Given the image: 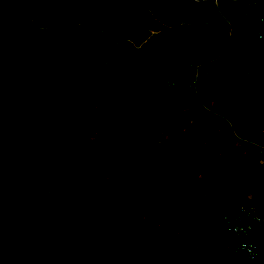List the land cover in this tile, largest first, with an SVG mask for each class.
Here are the masks:
<instances>
[{
  "label": "trees",
  "instance_id": "trees-1",
  "mask_svg": "<svg viewBox=\"0 0 264 264\" xmlns=\"http://www.w3.org/2000/svg\"><path fill=\"white\" fill-rule=\"evenodd\" d=\"M101 1L0 0V264H264V0Z\"/></svg>",
  "mask_w": 264,
  "mask_h": 264
},
{
  "label": "built area",
  "instance_id": "built-area-1",
  "mask_svg": "<svg viewBox=\"0 0 264 264\" xmlns=\"http://www.w3.org/2000/svg\"><path fill=\"white\" fill-rule=\"evenodd\" d=\"M258 20L263 26L258 39L264 41V10L260 11ZM225 221L229 236L243 239L238 245V250L246 259L250 262H264V253L255 242L250 240L255 231H264V208L248 202L242 205L237 217H226Z\"/></svg>",
  "mask_w": 264,
  "mask_h": 264
},
{
  "label": "rangeland",
  "instance_id": "rangeland-1",
  "mask_svg": "<svg viewBox=\"0 0 264 264\" xmlns=\"http://www.w3.org/2000/svg\"><path fill=\"white\" fill-rule=\"evenodd\" d=\"M102 2V4H103V6H104V8L105 7H112V5L110 4V3H108V0H103V1H101ZM99 12V11H98ZM50 12L49 11H47V12H45V10H41L40 12H39V18L42 20V21H44V23L46 24L47 23V18L50 16V14H49ZM101 15V14H100ZM120 18V17H119ZM68 19H69V15L68 14H64V15H61V16H59V19H57V23H63V24H67V27H70V26H68L69 25V23L67 22H65V21H68ZM65 20V21H64ZM126 21H129V19L127 18L126 19ZM126 25V24H125ZM125 25H123V26H121L120 28H123L122 30H121V32H125V31H127L128 30V28H125ZM127 27V26H126ZM111 32H109V33H107V31L103 34L104 35V37H103V40H105V41H108V42H114V37H112V35L110 34ZM117 33V32H116ZM116 33H114V35L116 34ZM86 34H91V32H89V31H87L86 32Z\"/></svg>",
  "mask_w": 264,
  "mask_h": 264
},
{
  "label": "water",
  "instance_id": "water-1",
  "mask_svg": "<svg viewBox=\"0 0 264 264\" xmlns=\"http://www.w3.org/2000/svg\"><path fill=\"white\" fill-rule=\"evenodd\" d=\"M197 1H198V0H197ZM204 1H216V2H217V1H219V0H204ZM261 9L264 10V7H262ZM196 75L199 76V73H196Z\"/></svg>",
  "mask_w": 264,
  "mask_h": 264
}]
</instances>
